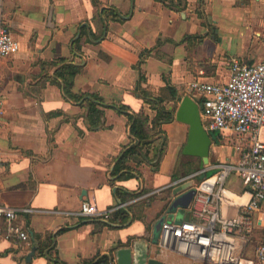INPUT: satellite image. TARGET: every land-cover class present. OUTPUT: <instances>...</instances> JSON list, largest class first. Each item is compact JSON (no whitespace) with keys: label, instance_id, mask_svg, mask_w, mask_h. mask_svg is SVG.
<instances>
[{"label":"crops","instance_id":"obj_1","mask_svg":"<svg viewBox=\"0 0 264 264\" xmlns=\"http://www.w3.org/2000/svg\"><path fill=\"white\" fill-rule=\"evenodd\" d=\"M94 1L0 0L5 23L20 44L15 56L0 58L5 107L0 116V205L37 210L19 213L15 221L29 235L25 243L6 239L9 224L0 219V264H58L53 256L64 264H84L113 255L136 239L147 240L150 256L164 264H191L152 242L161 218H191L188 209L168 210L173 185L187 177L180 173L174 178L177 162L199 164L181 152L189 128L176 120L164 124L165 140L156 139L152 146L164 143L161 157L140 165L131 160L133 177L121 179L113 175L115 160L132 139L129 121L117 107L155 118L156 112L135 92L140 57L146 51L151 55L141 66L146 77L142 87L161 98L168 110L192 96L189 88L197 80L226 83L234 59L263 62L264 0H186L183 11L167 9L157 0ZM106 10H115L121 20L106 19ZM68 63L80 67L72 92L89 99L98 95L107 105L102 108V127L91 129L87 105L71 100L45 78ZM224 155L218 160L236 158L232 151ZM226 188L238 195L244 191L236 176L228 179ZM85 201L103 211L123 204L130 219L113 221L116 212L112 221L47 213L75 212ZM238 210L229 212L235 215ZM36 243V256L27 263L24 254ZM254 254L255 247H249L247 257L254 259Z\"/></svg>","mask_w":264,"mask_h":264},{"label":"built area","instance_id":"obj_2","mask_svg":"<svg viewBox=\"0 0 264 264\" xmlns=\"http://www.w3.org/2000/svg\"><path fill=\"white\" fill-rule=\"evenodd\" d=\"M19 49V42L5 23L0 2V58L15 56ZM230 71L226 83L197 80L191 83L189 93L202 106L201 118L207 132L240 140L232 146L236 158L217 160L205 171L176 182L173 186L204 175L194 186L195 195L188 208L191 218L164 221L156 238L160 248L187 258L191 264H264V233L256 240V232L264 231V61L250 64L234 59ZM4 109L0 99V116ZM2 161L0 147V164ZM231 176L242 182V194L227 190L226 183ZM124 207L120 204L103 211L85 201L75 212L52 210L47 213L67 219L109 221L113 213ZM232 208H238V213L231 215ZM35 212L37 210L31 208L0 205V219L9 224L5 238L28 242L29 235L17 227L15 221L19 213ZM252 245L254 259L247 257ZM112 264H115L114 259Z\"/></svg>","mask_w":264,"mask_h":264},{"label":"trees","instance_id":"obj_3","mask_svg":"<svg viewBox=\"0 0 264 264\" xmlns=\"http://www.w3.org/2000/svg\"><path fill=\"white\" fill-rule=\"evenodd\" d=\"M161 2L167 9L175 10V11H183L187 7L186 0H157ZM97 4L96 0L94 1ZM104 16L106 19H111L115 21L121 20L120 16L117 15L115 10H106L104 11ZM201 39V38H199ZM200 41V40H199ZM80 40L76 42V49L80 51ZM151 55V51H146L141 54V60L139 62L138 71H139V81L135 87L136 94L144 100L145 103L149 104L150 108L156 112V116L154 119L150 120V118L144 113H130L129 108L124 105H119L117 107V111L124 116L127 117L130 126L131 135L138 139L139 142L135 146H130L132 140H130V144L127 145L121 154L115 160V166L113 175H119L121 179H129L133 177V169H131L128 163L131 160H136L137 164L140 165L145 161H151L155 157H161L164 143L161 146L153 148V143L156 139H164L162 136L164 134L162 130V126L167 123H171L175 120L174 113L175 110H168L164 101L154 96L151 92H148L146 89L142 87L143 83L146 80L145 73L142 70L141 66L145 59ZM66 61L62 60L60 63H65ZM45 65V63H42ZM59 64V63H58ZM56 64V65H58ZM54 65V66H53ZM55 64H50V66L55 67ZM80 72V67L74 64H64L59 67L56 71L55 76H50L46 73L45 78L50 80L53 84L58 85L59 87H63L66 95L75 102H83L87 105V118L91 125V129H97L102 127V117H103V107H106L104 100L100 98L98 95H91L92 99L88 98L87 94H75L72 92V86L74 82L75 76ZM212 137L213 145H217L220 140V136L216 133H210ZM151 148L154 149V157H150ZM152 149V150H153ZM211 158V157H210ZM208 160V165L213 164L214 162ZM199 171V164L193 163L192 161L182 162L179 160L174 168V178H178L179 174L182 173L185 176H190ZM117 196L122 200H124L123 191L118 190ZM131 197V196H130ZM133 198V197H131ZM130 219V213L124 208L120 209L115 213V218L113 221L120 220L121 222H126ZM112 221V218H111ZM263 232H256V240L258 236ZM42 254V252H41ZM53 260L55 263H62L59 258L53 256ZM113 257L112 255H102L97 257L96 259L85 262L84 264H112Z\"/></svg>","mask_w":264,"mask_h":264},{"label":"water","instance_id":"obj_4","mask_svg":"<svg viewBox=\"0 0 264 264\" xmlns=\"http://www.w3.org/2000/svg\"><path fill=\"white\" fill-rule=\"evenodd\" d=\"M58 68H55L52 71L53 75ZM62 90L63 94L67 96L63 87ZM201 110L202 106L198 102L190 96H185L180 99L179 105L174 113L175 120L179 123L187 125L189 128L187 142L181 150L182 155L197 159L199 161V172L206 170L213 145L211 134L207 132L203 126ZM129 135L133 140V143L130 146L132 147L137 145L139 140L131 135L130 129ZM203 178L204 175H201L174 186L171 190L172 201L169 204L168 210L170 212L176 210H187L195 195L194 186L198 180ZM163 222L164 219L161 218L155 225L152 240L154 244L157 243L156 238ZM37 250L38 244L36 243V245H34L29 252L24 254L25 261L27 263H30L33 260L36 256ZM112 257L115 264H164L162 261L154 259L150 256V244L145 239H136L126 246L117 248Z\"/></svg>","mask_w":264,"mask_h":264},{"label":"rangeland","instance_id":"obj_5","mask_svg":"<svg viewBox=\"0 0 264 264\" xmlns=\"http://www.w3.org/2000/svg\"><path fill=\"white\" fill-rule=\"evenodd\" d=\"M238 141L240 140L236 139L235 137L221 138L217 145H212L210 161L212 162L217 161L219 156L222 154V152L223 155L225 154L224 155L225 157H227L231 151L234 153L233 148L231 147L234 146L236 143H238Z\"/></svg>","mask_w":264,"mask_h":264}]
</instances>
